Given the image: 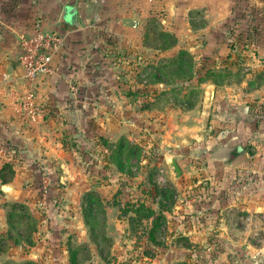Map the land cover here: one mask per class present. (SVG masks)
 <instances>
[{
  "label": "rangeland",
  "instance_id": "374dc122",
  "mask_svg": "<svg viewBox=\"0 0 264 264\" xmlns=\"http://www.w3.org/2000/svg\"><path fill=\"white\" fill-rule=\"evenodd\" d=\"M87 1L86 4L90 7L86 17L87 24H94L99 21L95 20L96 14L106 17L110 13L111 9L104 3L107 1L109 5L113 0H105L104 3H102L103 0ZM143 1L144 10L139 7L142 10L140 14L127 17V22L130 27L136 23L142 27L143 32L133 37L136 40L144 41L145 34L151 31L148 36L151 41L149 46L144 45V49L142 47L137 49L135 56L125 49L114 52L112 42L115 41V36L103 31L109 22L107 18H104L102 23L99 21L102 28L96 25L98 33L88 32L84 35L83 39H86L87 46L77 54L75 63L77 70L79 67V70L84 71L88 76L91 74L108 76L112 73L120 77L118 83L124 88L121 93L129 92L128 100L132 101L134 106V113L130 110L128 113V117L134 120V125L128 128L129 136H121L123 134L121 131L125 132L126 128L120 129L118 137L113 140L101 135L94 121L96 116L91 112H88L85 122L78 113H70L68 117H65L68 127L64 128L65 131L61 137L64 158L49 161L51 165L53 164V169L41 170L37 176L33 177L37 186L35 199L34 202L25 204L36 222H31L27 216L15 219L17 224L23 226V230L21 235L14 236L8 243L16 245V241L21 239L20 245L17 251L13 250L15 252L10 253L7 249V253L0 254V264L28 261L36 262V264H73L71 257L75 251H79L76 264H157L163 260L158 257V254L170 248L194 247V251L199 256L207 250L206 245L210 244V241L191 242L177 227L173 229L175 225L172 221H175L174 213L180 204L188 205V201L191 202L190 205H199L206 200L203 197L207 192L205 183H208L210 179L205 174L198 175L199 172L196 169L209 166L210 113H206V101L210 96V71L206 70L210 69V58L217 53L210 51V44L214 45L211 49H215L217 44H221L222 37L229 39L239 35V29L242 26H238V22H243L244 18L239 14L251 9H256V13L264 11V0ZM214 4L217 11L224 7L233 10L224 27L227 28L226 32H223L222 28L220 31L210 30V6L213 7ZM251 13L254 16L250 15L247 20L253 19L254 24L261 22L262 32H259L261 33L259 35L260 39H264V21L263 23L261 21L264 20L263 16L255 14V11ZM133 20L136 22L133 23ZM152 31L171 33L176 36L177 45L171 47L159 40L154 42L157 36ZM97 34L103 38H100V42H96L93 37H97ZM244 45L245 42L236 49L235 53L240 54L241 59L244 60L243 69L246 77L252 71L246 55H249L250 48V51L256 48L253 44L249 48ZM256 46L264 48V40L257 42ZM182 50L188 51L193 58L191 72H188L187 68L179 71L175 66V59ZM243 51L246 53L244 54ZM187 63L189 67L188 60L185 64ZM260 78L261 81L264 79V72ZM92 83L96 86L99 80ZM71 87L74 88L73 100L78 103L76 100L79 101L83 86H80L76 80L71 82ZM221 89H224L223 86L220 87ZM106 97L109 100L110 96ZM119 100L126 101L124 98ZM255 101H260V97ZM262 104L264 101L259 105ZM109 114L110 112H105L102 116L108 117ZM255 115L258 120L264 122V115L261 117L259 111L258 115ZM242 116H247L251 122L250 116L253 115L242 113ZM261 121H258L259 125ZM107 129L109 131L110 127ZM260 131L258 129L255 134L261 135ZM221 132L222 129L214 128L211 134L218 136ZM122 139H126L132 147H135L137 154L127 157L129 148L127 147V152L122 157L124 166L120 168L113 153ZM104 140L109 141L110 144H105ZM171 158L178 161L182 174L184 169L187 176L183 178L181 175L176 178L169 165ZM47 166L48 164L45 167ZM176 184L180 185L181 189L178 190ZM161 190H171L175 194H172L171 199H166L160 195ZM245 190L250 199H255L254 196L258 194L264 200V191L259 192L258 187H244L241 191ZM215 191L221 202L229 199L226 195L227 187L222 188L220 185ZM87 192L94 193L97 199L101 200L103 209L106 210V215L97 209L93 212V216L97 218V221H92L95 229L93 232L98 238L96 242L93 239L84 240L83 227L78 223V215L84 216L80 199L81 197L83 199V195ZM170 202L175 203L176 206L174 205V213L165 214V222L157 239L161 245L156 246L149 241L152 219L131 224L130 235H126L117 222L122 217H133L134 210L139 205L155 208L158 203L169 205ZM178 216L184 219L185 214L180 213ZM242 217L250 220L245 222ZM221 219L222 217L217 220V227ZM232 227L235 239H240L239 234L244 236V232L248 229L253 242L258 246L264 245V209L236 213V221ZM86 228L88 231L87 226ZM28 235L32 237L31 245L24 240L26 236L29 237ZM109 238H112L111 241ZM39 244L44 249V257L37 261L28 254ZM5 245L7 244L4 243ZM212 245L221 246L217 241H214ZM227 245L235 247L234 244ZM100 249L106 252L103 256L99 253ZM191 259L193 260L191 264H194L193 257ZM164 264H188V262L185 261V257L177 259L165 257Z\"/></svg>",
  "mask_w": 264,
  "mask_h": 264
},
{
  "label": "crops",
  "instance_id": "0c3cea01",
  "mask_svg": "<svg viewBox=\"0 0 264 264\" xmlns=\"http://www.w3.org/2000/svg\"><path fill=\"white\" fill-rule=\"evenodd\" d=\"M87 2V0H0V144L11 145L15 151L6 158H0V237L8 232L6 204L34 202L37 186L33 177L41 170L51 169L53 164L51 165L49 161L64 158L61 137L64 128L68 127L65 117L70 113H78L85 122L88 112L94 113L96 116L94 121L100 129V134L111 140L118 137L120 129L125 128L127 130L121 131L123 132L121 136L128 137V128L134 125L133 118L128 117V113L133 111V102L128 100L129 92L121 93L124 88L118 83L120 79L118 75L110 73L108 76L105 74L88 76L84 71L81 72L79 67L77 70L76 56L87 46L86 39H83L84 35L88 32L98 33L96 28L92 27L96 23L87 24V12L90 10ZM106 4L111 9L110 13L106 17L96 14L95 20L101 23L104 18L109 20L103 31L115 36V41L112 42L114 52L125 49L135 56L137 49L145 47L142 39L136 40L133 37L139 36L143 31L138 23L133 27L128 26L127 17L138 16L142 11L139 7L144 10V1L113 0L109 5L106 1L104 5ZM215 6V4L213 7L210 6V30L220 31L222 28L223 32H226L227 28L224 27L233 10L224 7L217 11ZM67 7L77 9L79 28L63 23L62 16ZM253 11L257 15L261 14L264 19L263 10L257 13L256 9L245 10L239 14L240 17H244L243 22H238V26H242L239 35L229 39L222 37L221 44H217L215 49H211L214 45L210 44V51L217 52L210 58V69L219 72L222 77L220 81L210 78V93L211 89H214L215 93L210 108L209 166L196 169L198 175L205 174L210 179L205 183L207 192L203 197L206 200L199 205L180 204L174 213L175 221H172L175 225L173 229L177 227L191 242L210 241V244L206 245L207 250H204L200 256L196 254L194 247L170 248L158 254L163 260L157 264H164L165 257L174 259L185 257L188 264L193 262L191 257L195 261L194 264L196 262L197 264H264V245L255 244L248 229L244 232V236L239 234L240 239H235L232 227L236 221V213L264 209V200L260 195L256 194L255 199H250L246 190L241 191L242 188L250 186L258 187L259 192L264 191V122L258 120L255 115L259 111V104L264 101V82H262L264 79L261 81L260 78L264 72V48H258L256 44L264 39H260L261 22L254 24L253 19L247 20L250 15L254 16L251 13ZM99 21H96L98 27L101 25ZM261 21L263 23L264 20ZM37 22L42 23L47 30L64 35L69 47L62 57L55 60V72L52 75L42 76L35 82H30L19 65L20 37L25 33H31ZM134 22L136 21L133 20ZM250 26L254 27V30H250ZM247 30L251 31L250 43L244 46L249 48L253 44L256 49L250 51V48L249 55H246L252 71L245 77L244 60L235 51L244 42L240 40L241 33L244 32L243 37H245ZM93 37L96 42H100V38L103 39L98 34L97 37ZM242 49L245 50L243 47ZM243 53L245 54L246 51ZM76 80L80 86H83L79 101L76 100L78 103L73 100L74 88L71 87V82ZM97 80L99 83L94 86L92 82ZM221 86L223 90H220ZM31 89L38 109L34 119L30 118L28 113L27 96ZM106 96H110L109 100ZM258 97L260 101H255ZM119 98H124L126 101ZM105 112H110L108 117L102 116ZM242 113L253 115L250 116L251 122L247 116H242ZM258 121H261L260 125ZM107 127H110L109 131ZM214 128L222 129L221 134L212 135L211 131ZM258 129L261 130V135L255 134ZM182 175L183 178L187 176L184 169ZM4 185L12 186V191L4 192L2 190ZM220 185L222 188H228L226 195L229 199L223 202L218 200L215 191ZM175 186L178 190L181 189L180 185ZM80 204L83 206L82 197ZM180 213L185 214L184 219L178 216ZM128 217L117 220L126 235H130L131 223ZM220 217L222 221L217 227V220ZM42 222L46 223V221ZM78 223L83 227L84 240L90 241L89 239H92L90 228L82 214L78 215ZM214 241L220 242L221 246H213ZM227 244H234L235 247L232 248ZM18 248V245H9L8 251L12 253ZM43 251L42 245L39 244L38 247L32 248L28 255L37 261L42 260ZM3 253H7V250L0 251V254Z\"/></svg>",
  "mask_w": 264,
  "mask_h": 264
},
{
  "label": "trees",
  "instance_id": "16d2710c",
  "mask_svg": "<svg viewBox=\"0 0 264 264\" xmlns=\"http://www.w3.org/2000/svg\"><path fill=\"white\" fill-rule=\"evenodd\" d=\"M250 30L253 29L252 26H250L249 28ZM250 30H247L245 34V37H243L244 32H242V39L245 42V46L249 45V41H250V36L249 33L251 32ZM154 32V34L157 36V38L155 39L157 42V40L162 41L166 46H175L177 45V38L176 36L172 35L169 32H165V31H152V33ZM149 34H151V31H148L147 34H145L144 36V45L149 46L151 41H149ZM163 48V46H162ZM170 48V47H169ZM164 49H168L166 47H164ZM186 60H188L190 62L189 67H187L188 63L185 64ZM193 58L190 56V53L188 51L182 50L177 58L175 59V66H177L178 70L181 71L183 68H187L188 72L192 71V62ZM159 70V69H158ZM207 72L210 73V78H216V81H220L219 79L222 77V74H220L219 72L213 71L211 69H207ZM156 76V75H155ZM259 112L262 115L261 117H263L264 115V104L259 105ZM256 114L258 115V111L256 112ZM105 144H110L109 141H105ZM114 145V144H112ZM127 147L128 148V154L127 157L129 156H136L137 154V150H135V147H132V145L130 143H128V141L126 139H122L119 144L116 147L115 152L113 153L116 161L118 162V167L123 168L124 164L122 163V157L126 154L125 152H127ZM129 159V158H128ZM157 189H159L157 186H155ZM160 195L164 196L166 199H171L172 198V194H175L174 192H172L171 190H161L159 191ZM82 203H83V211H84V218L86 221L87 226L91 229L90 230V235L92 237V239L94 240V242H96V240H98V238H96V233H94L95 229L93 228V223L92 221H97V218L93 216V212L97 209L100 210V212H103L104 215H106V210L103 209V204L101 202L100 199H97V196H95L94 193H85L83 195V199H82ZM174 205L173 202H170L169 205H163L161 203L156 204L155 208H151L145 205H139L135 210H134V216H129V220L131 224H135V223H140L142 222L144 219H152V225H151V229L149 231V241L151 243H153L154 245L158 246L161 245L158 243L157 239L158 236L160 234V229L163 226L164 222H165V214L166 213H174L173 209H174ZM176 206V205H175ZM95 207V208H94ZM6 208L8 209V232L5 236H2L0 239V251H6L9 247V243L14 236H19L21 235V231L23 230V226L20 225L19 223L17 224L15 219L16 218H20V217H25L27 216L28 219H30L31 222L34 223V221L36 222L35 217L32 216L31 212H29V208L23 204V203H19V202H12V203H7L6 204ZM127 213V212H126ZM94 229V230H93ZM94 231V232H93ZM29 237L26 236V238L24 239L27 243H29L31 245L32 242V237L30 235H28ZM112 238H109V241H111ZM21 239L16 241V245H20ZM23 241V240H22ZM4 243H6L7 245L4 246ZM111 248V246H110ZM106 252H104L102 249H100V255H104ZM109 254H110V250H109ZM79 255V251H75L72 254L71 257V262L73 264H76L77 262V258ZM9 264H36V262H32V261H28L25 263H9Z\"/></svg>",
  "mask_w": 264,
  "mask_h": 264
},
{
  "label": "built area",
  "instance_id": "2783aa9c",
  "mask_svg": "<svg viewBox=\"0 0 264 264\" xmlns=\"http://www.w3.org/2000/svg\"><path fill=\"white\" fill-rule=\"evenodd\" d=\"M97 24L92 27L96 28ZM68 47L69 43L64 35L45 29L40 22L35 23L31 33H25L20 37L19 65L22 67L26 79L35 82L42 76L52 75L55 72V60L62 57ZM34 100V92L31 89L28 91L27 103L29 117L32 119L38 113ZM14 152L13 146L0 144V158H6ZM187 203L191 202L187 201ZM242 219L245 222L250 220Z\"/></svg>",
  "mask_w": 264,
  "mask_h": 264
},
{
  "label": "water",
  "instance_id": "95a60500",
  "mask_svg": "<svg viewBox=\"0 0 264 264\" xmlns=\"http://www.w3.org/2000/svg\"><path fill=\"white\" fill-rule=\"evenodd\" d=\"M62 21L63 23H66L70 26H74V27H80V23L78 21V12L77 9L74 7H67L64 10L63 16H62ZM214 89H211V93L209 98L206 101V113H210V108L212 106V102H213V98H214ZM208 120V119H207ZM241 148L239 147L238 150H240ZM169 165L171 167V169L173 170V173L176 175V178L181 177L182 175V169L178 163V161L175 158H171ZM2 190L6 193H10L12 191V186L10 185H4L2 187ZM257 264V263H256Z\"/></svg>",
  "mask_w": 264,
  "mask_h": 264
}]
</instances>
